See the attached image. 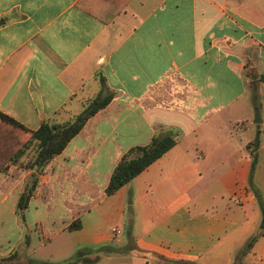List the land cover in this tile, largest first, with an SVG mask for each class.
<instances>
[{"label":"crops","instance_id":"1","mask_svg":"<svg viewBox=\"0 0 264 264\" xmlns=\"http://www.w3.org/2000/svg\"><path fill=\"white\" fill-rule=\"evenodd\" d=\"M0 23V114L15 123L0 118V224L15 232L0 259L264 264V234L240 255L261 222L253 188L264 203V0H0ZM109 94L61 154L26 167L28 132ZM167 131L175 145L107 196L121 158Z\"/></svg>","mask_w":264,"mask_h":264},{"label":"trees","instance_id":"2","mask_svg":"<svg viewBox=\"0 0 264 264\" xmlns=\"http://www.w3.org/2000/svg\"><path fill=\"white\" fill-rule=\"evenodd\" d=\"M1 25V23H0ZM102 82V81H101ZM112 99V95L109 94L105 97L98 96L92 100L84 110L75 116L71 121L58 123L54 121H45L41 124L40 128L36 132H28L27 145L22 150L28 151V162L26 167L35 169L42 167L54 157L61 154L68 142L77 135L83 128L87 120L92 117L96 112L103 109ZM0 118L8 120L14 123L12 120L0 114ZM15 124V123H14ZM22 128V127H20ZM25 131V130H24ZM175 145V134L172 131H167L163 135H158L152 138L151 142L145 147H136L130 149L118 162L114 168L109 182L105 188V194L112 196L116 194L121 188L127 185L131 180L137 177L145 169H147L152 163L161 158ZM251 145V180L254 172V168L257 162L256 151L259 146L258 136L250 143ZM40 171V170H39ZM253 188V185H252ZM257 204L261 213V222L259 226V232L256 236L252 237L240 255H245L249 252L254 242L259 236L264 234V203L261 199L260 193L253 188ZM34 193V187L24 191L18 200L17 210L22 212L27 207L30 197ZM80 228V224L75 221L72 223L68 230H77ZM132 250V247H129ZM82 255V252L78 251L72 260H68L59 264H76V260ZM15 256L10 255L6 258L0 259V264H15ZM28 264H34L29 262ZM173 264H189L187 262L173 263ZM234 264H240L235 262Z\"/></svg>","mask_w":264,"mask_h":264},{"label":"rangeland","instance_id":"3","mask_svg":"<svg viewBox=\"0 0 264 264\" xmlns=\"http://www.w3.org/2000/svg\"><path fill=\"white\" fill-rule=\"evenodd\" d=\"M73 118H74L73 116L69 115L66 118H63V120L61 122H58V123L71 121ZM235 193L240 194L239 188L235 189ZM127 218H128V213H126L124 215L122 224L120 226V229L122 231V235L120 236V238H121L122 241H124V239H125V237L127 235V228H128V226H127L128 225V219ZM21 227H23V226H21ZM116 230H118V229H116ZM2 233H10L11 235H14V233H15L14 230L12 229L11 224L8 222L7 219H4V222H3L2 225L0 224V234H2Z\"/></svg>","mask_w":264,"mask_h":264},{"label":"water","instance_id":"4","mask_svg":"<svg viewBox=\"0 0 264 264\" xmlns=\"http://www.w3.org/2000/svg\"><path fill=\"white\" fill-rule=\"evenodd\" d=\"M261 123L260 115H259V110L255 109L254 110V119H253V124L258 125Z\"/></svg>","mask_w":264,"mask_h":264},{"label":"built area","instance_id":"5","mask_svg":"<svg viewBox=\"0 0 264 264\" xmlns=\"http://www.w3.org/2000/svg\"><path fill=\"white\" fill-rule=\"evenodd\" d=\"M112 233L115 234V235H118L120 232H119V230L113 229Z\"/></svg>","mask_w":264,"mask_h":264}]
</instances>
